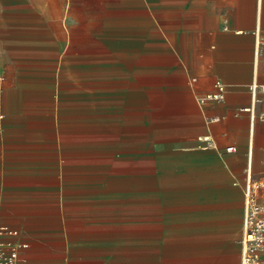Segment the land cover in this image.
I'll list each match as a JSON object with an SVG mask.
<instances>
[{
    "label": "crops",
    "instance_id": "crops-1",
    "mask_svg": "<svg viewBox=\"0 0 264 264\" xmlns=\"http://www.w3.org/2000/svg\"><path fill=\"white\" fill-rule=\"evenodd\" d=\"M253 84L264 0H0L7 239L32 264H241Z\"/></svg>",
    "mask_w": 264,
    "mask_h": 264
},
{
    "label": "built area",
    "instance_id": "built-area-1",
    "mask_svg": "<svg viewBox=\"0 0 264 264\" xmlns=\"http://www.w3.org/2000/svg\"><path fill=\"white\" fill-rule=\"evenodd\" d=\"M253 106L250 108L252 118L255 117L254 105L263 101L264 85L253 84L251 87ZM261 94V95H259ZM226 97V86L216 82V91L210 92L199 98L201 103L213 100L221 102ZM242 110H248L244 108ZM264 120V112L259 115ZM220 120L215 116L209 122ZM208 137L207 139H205ZM201 137L200 140L211 142L210 136ZM211 144V143H209ZM208 145V143H207ZM236 151L234 145L226 146V152ZM247 179L244 191V234L242 239V263L241 264H264V179H253L251 165L248 164L246 171ZM19 231L5 224L0 217V264H32L22 256V251L29 244L22 241L7 239L16 237ZM119 264V263H117Z\"/></svg>",
    "mask_w": 264,
    "mask_h": 264
},
{
    "label": "bare ground",
    "instance_id": "bare-ground-1",
    "mask_svg": "<svg viewBox=\"0 0 264 264\" xmlns=\"http://www.w3.org/2000/svg\"><path fill=\"white\" fill-rule=\"evenodd\" d=\"M251 133V132H250ZM208 137H206L205 139H207Z\"/></svg>",
    "mask_w": 264,
    "mask_h": 264
}]
</instances>
